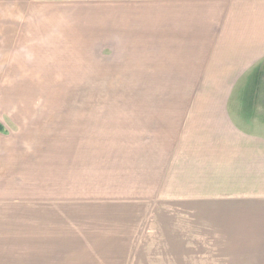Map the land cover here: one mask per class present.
Masks as SVG:
<instances>
[{
    "label": "rangeland",
    "instance_id": "obj_1",
    "mask_svg": "<svg viewBox=\"0 0 264 264\" xmlns=\"http://www.w3.org/2000/svg\"><path fill=\"white\" fill-rule=\"evenodd\" d=\"M33 4L0 41V264H209L170 133L220 91L156 78L166 0Z\"/></svg>",
    "mask_w": 264,
    "mask_h": 264
},
{
    "label": "crops",
    "instance_id": "obj_2",
    "mask_svg": "<svg viewBox=\"0 0 264 264\" xmlns=\"http://www.w3.org/2000/svg\"><path fill=\"white\" fill-rule=\"evenodd\" d=\"M39 1L0 0V41L9 17L35 16ZM166 5L153 31L164 52L156 78L218 82L220 91L218 108L180 111L171 172L201 219L209 264H264V0Z\"/></svg>",
    "mask_w": 264,
    "mask_h": 264
},
{
    "label": "trees",
    "instance_id": "obj_3",
    "mask_svg": "<svg viewBox=\"0 0 264 264\" xmlns=\"http://www.w3.org/2000/svg\"><path fill=\"white\" fill-rule=\"evenodd\" d=\"M0 131H3V126L0 124Z\"/></svg>",
    "mask_w": 264,
    "mask_h": 264
}]
</instances>
